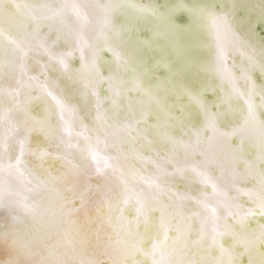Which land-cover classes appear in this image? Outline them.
Here are the masks:
<instances>
[{
	"label": "snow or ice",
	"instance_id": "1",
	"mask_svg": "<svg viewBox=\"0 0 264 264\" xmlns=\"http://www.w3.org/2000/svg\"><path fill=\"white\" fill-rule=\"evenodd\" d=\"M0 207V264H264V0H0Z\"/></svg>",
	"mask_w": 264,
	"mask_h": 264
},
{
	"label": "bare ground",
	"instance_id": "2",
	"mask_svg": "<svg viewBox=\"0 0 264 264\" xmlns=\"http://www.w3.org/2000/svg\"><path fill=\"white\" fill-rule=\"evenodd\" d=\"M6 179L14 190H19V186L16 184L14 178L8 177ZM11 215H20V213L13 209ZM0 223H3L6 228L11 224V216L9 215V209L7 207H0Z\"/></svg>",
	"mask_w": 264,
	"mask_h": 264
}]
</instances>
